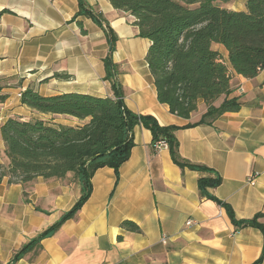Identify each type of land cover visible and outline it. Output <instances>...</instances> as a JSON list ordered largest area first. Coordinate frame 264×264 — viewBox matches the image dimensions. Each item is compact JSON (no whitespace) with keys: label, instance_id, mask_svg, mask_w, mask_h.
Listing matches in <instances>:
<instances>
[{"label":"crops","instance_id":"obj_1","mask_svg":"<svg viewBox=\"0 0 264 264\" xmlns=\"http://www.w3.org/2000/svg\"><path fill=\"white\" fill-rule=\"evenodd\" d=\"M86 2L116 32L113 53L105 31L91 18L75 19L78 0H0V84L8 95L0 102V128L10 117H50L22 103L19 93L29 87L42 95L114 96L105 79V59L111 55L125 105L154 116L161 125L179 126L175 134L181 155L213 171L182 169L169 148L155 149L151 130L138 124L131 155L118 174L108 166L99 168L92 193L76 216L14 263L18 250L74 206L81 187L73 173L58 180L37 177L25 186L5 176L0 183V264H253L263 252V233L232 221L223 205L200 194L198 180L222 177L208 191L232 207L237 221L264 213V71L253 78L234 72L228 98H238L240 110L185 127L206 112L204 100L189 119L172 113L158 100L146 61L150 41L138 36L134 17L109 0ZM246 2L220 4L241 11ZM213 48L227 60L223 45L214 43ZM56 120L72 125L87 121L66 115ZM4 149L0 132V162L8 163ZM252 174L255 184L248 182ZM125 220L141 231L123 228ZM260 221L264 225V216Z\"/></svg>","mask_w":264,"mask_h":264},{"label":"trees","instance_id":"obj_2","mask_svg":"<svg viewBox=\"0 0 264 264\" xmlns=\"http://www.w3.org/2000/svg\"><path fill=\"white\" fill-rule=\"evenodd\" d=\"M115 9L134 17L138 36L150 41L146 61L154 78L159 102L170 111L189 119L197 111L201 99L206 112L195 123L209 122L226 112L238 111L242 102L228 98L232 91L234 72L248 78L255 77L264 68V0H247L246 9L237 11L222 6L230 0H109ZM75 19L83 15L101 27L110 44V52L117 48L118 36L102 12L90 9L86 0H78ZM79 24L82 26L81 21ZM223 45L227 60L213 48ZM106 76L114 96H96L87 93L66 92L42 95L33 88L22 92L21 101L28 107L50 115L47 118L20 116L8 118L0 128L4 154L8 163L0 162V183L5 176L10 183L24 186L37 177L63 179L73 173L81 187V195L60 221L44 230L18 250L12 263L22 258L44 237L53 234L67 219L74 218L89 199L94 173L102 167L114 168L129 159L134 146L133 130L141 124L151 130L153 143L165 139L171 157L182 169L213 171L207 165L194 163L180 153L176 125H161L152 115H139L124 103L121 86L116 83L119 74L111 55L105 59ZM225 96L216 105V101ZM8 95L0 84V102ZM58 115L87 120L80 125L58 122ZM222 177H201L198 180L202 196L223 205L231 220L240 226L259 228L264 236V225L257 213L248 220L237 221L232 207L212 195L208 189L217 187ZM26 193V191H25ZM127 230L139 232L131 220L122 222ZM262 255L253 264H259Z\"/></svg>","mask_w":264,"mask_h":264},{"label":"built area","instance_id":"obj_3","mask_svg":"<svg viewBox=\"0 0 264 264\" xmlns=\"http://www.w3.org/2000/svg\"><path fill=\"white\" fill-rule=\"evenodd\" d=\"M261 71H264V68H262ZM19 96L21 97V92L19 93ZM154 147L157 150H162V149L168 148L169 144H168L167 140H165V139H158L154 142ZM248 182L250 184H255L256 183V174L250 175L248 178ZM190 222L191 221H188V223H190Z\"/></svg>","mask_w":264,"mask_h":264},{"label":"rangeland","instance_id":"obj_4","mask_svg":"<svg viewBox=\"0 0 264 264\" xmlns=\"http://www.w3.org/2000/svg\"><path fill=\"white\" fill-rule=\"evenodd\" d=\"M130 62H131V61H130ZM130 64H131V63H129L128 65H130ZM22 92H23V91H21V96H22Z\"/></svg>","mask_w":264,"mask_h":264}]
</instances>
